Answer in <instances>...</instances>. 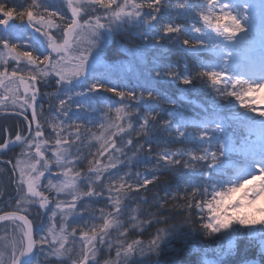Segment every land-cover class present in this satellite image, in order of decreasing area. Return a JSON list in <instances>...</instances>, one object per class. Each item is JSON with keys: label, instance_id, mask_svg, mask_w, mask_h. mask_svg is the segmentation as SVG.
Returning <instances> with one entry per match:
<instances>
[{"label": "snow or ice", "instance_id": "6c2138e0", "mask_svg": "<svg viewBox=\"0 0 264 264\" xmlns=\"http://www.w3.org/2000/svg\"><path fill=\"white\" fill-rule=\"evenodd\" d=\"M61 2L70 16L50 0L13 7L0 0V25L6 31L17 27L10 23L14 20L33 29L29 43L12 42L24 40L22 36L0 37V88L10 93L0 96V105L8 99L13 105L22 101L19 115L27 122L25 133L0 139V156L22 146L15 163L0 161L10 164L17 177L15 206L0 209V222L11 225L10 239L8 231L0 236V264H264V120L253 121L250 113L258 109L248 101L251 93L264 91V50L258 69L239 63L233 67L225 60L224 67L201 62L192 74L188 63L205 48L219 50L245 40L255 28L252 14L240 11L236 0ZM259 7L264 38V0ZM126 27L136 28L144 42L139 59L146 74L131 89L109 80L122 52L137 58L136 50L124 49L117 40ZM169 52L181 59L168 62ZM227 55L231 60L232 53ZM109 59L114 63L109 65ZM9 60L16 65L11 71ZM49 78L58 105L42 123L37 85H47ZM196 81L221 97H234L244 111L229 100L214 118L186 117L173 86L195 88ZM83 99L105 103L107 110L86 107ZM90 111H102L105 121L96 124ZM259 114L264 117V111ZM251 123L261 129L258 141L243 134L241 126ZM93 125L102 130L99 135ZM45 126L51 138L45 136ZM89 139L99 146L85 155L80 145ZM176 144L183 147L173 151ZM141 164L143 176L121 174L123 167ZM46 173L52 178L43 184ZM153 189L151 200L141 195V190ZM101 199L106 207H86ZM33 206H38V216L41 210L48 215L46 230L29 218ZM174 209H180L181 219L165 214ZM152 227L155 231L145 241L143 232ZM133 233L139 235L133 238Z\"/></svg>", "mask_w": 264, "mask_h": 264}, {"label": "trees", "instance_id": "16d2710c", "mask_svg": "<svg viewBox=\"0 0 264 264\" xmlns=\"http://www.w3.org/2000/svg\"><path fill=\"white\" fill-rule=\"evenodd\" d=\"M5 3L9 7L13 6H19L21 4L27 6L29 3H31V0H5ZM145 11H149L148 9H145ZM26 21V20H25ZM178 23L185 24L186 22L184 20H177ZM11 24H14L15 28H13L12 31H6L5 27L0 25V37H24V40L19 39H13L12 42L15 43H29L31 42L28 40V37L33 34V31H31L29 28H22L19 27L21 25V21L14 20L10 22ZM26 24V22H23ZM147 27V26H145ZM144 29H140L139 31H143ZM35 35H38L35 34ZM193 35H196L193 33ZM183 38V37H182ZM207 39V38H205ZM117 40L121 42V45L124 49H134L137 51V58L133 59L132 56L128 55V53L122 52L121 53V59L116 63V67L113 69L109 80L111 83L116 84L119 87L125 88V89H131L135 88L139 81L143 79V76L146 74L143 69V65L139 59L140 54L142 53V45L143 41L139 38L138 30L134 27H126L124 29V34L117 37ZM211 44V41H209ZM165 48L169 47L168 45H164ZM161 52H163V48L160 49ZM167 61L170 63H174L178 59H181L179 56L175 55L173 52L167 53ZM151 59V57H149ZM222 54L218 51L213 50L211 47L205 48L198 60H189L188 63L190 65V70L192 74H195L196 71H199V64L201 62L204 63H212L219 65L221 63ZM109 65L113 64L114 61L109 59L106 61ZM12 63H10L11 65ZM246 65H248V61L245 62ZM13 66V65H12ZM12 66H8L9 71H11ZM180 68L183 69V63L180 64ZM101 71H104V69H101ZM49 83L46 85L45 83L41 82L37 85L39 87L40 91L37 95V111L39 112V109L42 107L43 112L45 111L44 107H47V110H55L56 105L53 100V95H51L55 91V85L52 83L53 78H49ZM196 87L190 88L187 86L180 85V88L177 89L175 86H173V91L175 92L176 97H178V107L181 108L183 113L186 117L190 119L195 118H214V113H219L221 111V108L224 104H226L229 100H232V102L236 105V109H238L240 112H243L244 109L240 108L239 102L235 101L234 97H227L223 96L221 97L219 94H217L211 87L204 84L202 81H196L195 82ZM52 89V91H50ZM106 96L116 98L111 93H105ZM251 94L248 97V101L250 102ZM7 103V102H6ZM131 103V102H129ZM6 107H2L0 105V139L4 138L7 135L14 136L17 131H21V133H25L27 130V122L24 120L23 116L19 115V112L21 111L18 106L14 107L13 105H5ZM11 106V107H10ZM166 107V105H165ZM30 109L25 113V115H28L29 119L31 118V113L29 112ZM252 114V113H250ZM33 124V129H34ZM243 134L246 135V129L247 127L241 126ZM5 129H7V133H5ZM93 130V129H92ZM94 131V130H93ZM189 131H196L194 128H189ZM49 132V131H48ZM47 129H45V136H47ZM97 135L100 134V131H94ZM127 137L125 136V140ZM117 146L121 145V140L119 137L116 138ZM94 145V146H93ZM98 147V143L94 139H89L84 142V144L80 145V151L87 155L89 151L95 152ZM156 147L155 145L153 146ZM183 147L182 145L176 144L172 145L171 149L174 151L178 148ZM20 153V146L13 148L11 151H7L5 154L0 156V161H7L11 160L14 163L15 156ZM129 156H131V152L128 153ZM107 156V154H106ZM106 156L102 158V160L106 161ZM123 159V157H121ZM86 164V161H85ZM126 171H132L140 172L141 175L145 173V167L143 164L128 168L123 167L121 169V174ZM16 176H13L12 173V166L10 164H3L0 163V193H3V197L0 198V209L4 211H9L12 207L15 206V200L17 199V194L15 191V183ZM152 187L151 185L149 186ZM156 190L153 189L152 192L144 193L143 190H141V195H147L149 197V200H151V197L153 193ZM164 193L161 191L160 196L162 197ZM138 199V198H137ZM106 199H101L99 203L93 204V205H86V207L89 208L91 211L92 209H99L101 207H106ZM130 207H135V203L133 201H129ZM37 207L33 206L29 218L33 220L34 226L38 224H42L44 229H46L49 226V220L48 215L44 214L43 210H41L40 215H37ZM145 208L147 206H144ZM155 211V209H152ZM180 209H174L170 213L166 212L165 214L172 215L175 220H179L182 217L177 216V212H179ZM85 215H88L85 213ZM98 215V213H97ZM145 215L147 213L145 212ZM126 218V217H125ZM0 225H5L11 228V225L8 222H0ZM194 227H198V225H194ZM155 231V227L152 228H146L143 232L142 238L146 241L149 239L152 232ZM42 233H38L37 236L41 235ZM135 235H139V233H133V238ZM214 246V245H213ZM209 257H212L211 254H209Z\"/></svg>", "mask_w": 264, "mask_h": 264}, {"label": "rangeland", "instance_id": "374dc122", "mask_svg": "<svg viewBox=\"0 0 264 264\" xmlns=\"http://www.w3.org/2000/svg\"><path fill=\"white\" fill-rule=\"evenodd\" d=\"M236 2L239 3L240 6H241L240 9H239L240 11H245L246 10V11H248V12H250L252 14V16L254 18V23H255L254 31L250 32L248 34V37L245 40H243L241 43H239V44L231 45L228 48H225L223 45H221L219 50H217L215 48H212V49L215 50V51H218V52H220L222 54L221 63L218 65L219 67H224V61L225 60H228V63L231 64L233 67L237 63L241 64L242 66L246 65L245 62L248 61V63H249L248 65L254 66V67H256L258 69L259 62H260V59H261V53H262V50H264V38H262L261 28H260V21H261V9L259 7L260 0H236ZM50 3H52L56 8H61L66 13V15L70 16V12L67 11V9L62 4L61 0H50ZM245 4L252 5L253 7L246 8ZM96 14H99V11ZM85 18H87V17H85ZM24 22L27 23V21H24ZM29 29L31 31H33V29H31L30 27H29ZM228 52L232 53L231 60H229V58H228V55H227ZM10 63H12V64L10 65ZM8 66H12V68H13L16 65H15L14 61L9 60V65ZM20 67L21 68L25 67L23 62L21 63ZM12 68H11V70H12ZM52 83H54V80L52 81ZM50 91H52V89H50ZM21 94H23V89L22 88H21ZM9 95H10V93L6 92L4 88H0V96H9ZM104 95L106 96V94H104ZM106 97H108V96H106ZM53 100H54L53 103H55V105L57 107L58 101L56 100L55 96H53ZM112 100L115 101V100H118V98H112ZM251 101H255L253 106L258 109V111L252 112V114H250V116L253 118V121L264 120V117H261L260 114H259L260 111H264V91H256V92L251 93L250 102ZM21 102L22 101H18L17 105H13L11 99H8V100H5L4 104L1 105V106L2 107H6L5 105H13L14 107H16ZM81 102L86 107L89 104H91V106L93 108H97V109L103 110V111L107 110L106 107H105V103L97 104L95 100H90V99H83ZM44 108H45V111L43 112L44 116L41 118V122L42 123L44 122V118H51L54 115V113H55V110H50L49 109V111H48L47 107H44ZM72 110L73 111H77L75 106H73ZM39 111H40V109H39ZM29 112L31 113V110ZM89 115L92 116V118L96 122V124L105 121V117L103 116L102 111H97L96 113H91V111H90ZM110 115L112 116L113 119L115 118V113L114 112L111 113ZM45 129H47V132L49 131L47 133L46 137L51 138V136H50L51 129L48 128L47 126H45ZM92 129L94 131H102L101 129H99L95 125L92 126ZM249 134L251 135V139L253 141H258L259 140L260 135H261V129H260L258 123H251L247 127L246 135H249ZM49 147H51V145ZM21 151H22V146H20V153H21ZM19 154L15 156L14 163H15L17 157L19 156ZM46 155H48L49 158H51V152L50 151L48 153H46ZM52 171L53 172L57 171L55 166H53ZM45 176H46V178H42V183L43 184H47V178H52L49 173H46ZM53 182H56V181L54 180ZM257 183H259V181H257ZM248 186L249 187L252 186L251 182H249ZM240 194L241 193L238 192L235 195L239 196ZM63 198L64 197H61V199H63ZM87 219H88V215H84V220H87ZM84 220L78 221V223L83 224ZM57 223H59V216L57 217ZM73 226H75V224H73ZM10 229L11 228L8 227V226L0 225V236H4L5 232L8 231L9 232V237L8 238L10 239ZM42 234H44V233H42ZM211 258L212 257H209V259H211Z\"/></svg>", "mask_w": 264, "mask_h": 264}]
</instances>
